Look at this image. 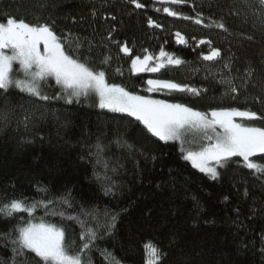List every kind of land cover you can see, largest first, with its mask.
Instances as JSON below:
<instances>
[{
  "label": "trees",
  "instance_id": "1",
  "mask_svg": "<svg viewBox=\"0 0 264 264\" xmlns=\"http://www.w3.org/2000/svg\"><path fill=\"white\" fill-rule=\"evenodd\" d=\"M141 2L146 5L144 9H135L128 0H0V20L6 12L29 21L34 16L51 17L58 32L78 34L86 38L85 45L90 40L95 45L94 66L105 68L110 83L134 93L188 103L201 111L230 106L264 110V103L254 100L260 97L264 101V27L244 0H188L183 5H170L185 15L202 13L204 25L156 11L164 6L157 0ZM248 4L259 9L258 0H248ZM149 18L161 27H150ZM213 20H222L229 31L205 26ZM110 30L114 39L128 43L132 56L103 39ZM176 31L188 39L187 45L177 43ZM241 33L254 39H244ZM200 39H211L224 57L234 54L233 74L236 69L243 74L251 64L256 86L249 84L248 91H241L235 100L223 95L225 86L211 77L204 78L202 65L215 71L218 62L200 59L209 48L198 45ZM145 49L154 58L164 49L187 65L133 74L131 59L145 55ZM105 56L112 58L109 65L100 63ZM224 72L228 75L227 70ZM149 78L175 80L208 91L201 97L149 94L145 91ZM46 92L51 96L57 89ZM95 98L67 105L62 100L36 101L15 89L0 93V110L5 106L13 109L7 123L0 121V201L12 197L41 199L44 194L36 190L39 184L53 196L70 191L74 203L69 211L96 205L101 212H118L112 234H105L97 245L124 264H146L144 245L149 241L167 254L163 264H264V174L257 176L241 163H230L219 169V179L212 180L183 159L178 142L159 141L133 117L100 109ZM25 115L30 118L27 130ZM248 123L264 126L260 121ZM98 140L104 146L99 163L90 155L96 151ZM105 173L118 188L115 196L105 195ZM34 215V222L44 218L65 227L66 238L79 244L80 228L74 222L46 216L42 208ZM19 217L28 219L26 213L7 219L0 216V233L11 231ZM6 243L0 238V257L4 260L11 255ZM92 257L94 264H107L98 251H93Z\"/></svg>",
  "mask_w": 264,
  "mask_h": 264
},
{
  "label": "snow or ice",
  "instance_id": "2",
  "mask_svg": "<svg viewBox=\"0 0 264 264\" xmlns=\"http://www.w3.org/2000/svg\"><path fill=\"white\" fill-rule=\"evenodd\" d=\"M157 2L164 5L155 9L158 12L163 11L170 17L204 25L202 13L197 12L195 16H189L170 7L186 4L188 0ZM128 3L134 5L135 9L146 7L141 0H128ZM244 3L264 27V0H258L259 9L248 4V0H244ZM46 6V3L41 5L42 8ZM111 19L115 20L116 17L112 16ZM148 25L154 28L161 27L151 18L148 19ZM205 26L215 27L224 32L229 31L222 20H213ZM255 26L254 23L253 27ZM112 31L110 30L103 39L116 44L124 55L132 56V48L126 41L114 39ZM174 35L177 43L182 45L189 43L179 31ZM239 35L247 40L254 39L251 35L245 36L243 33ZM85 39L71 31L58 32L55 20L51 17L44 19L34 16L33 20L29 21L6 12L0 20V93L8 94L10 89H15L36 101L62 100L67 105L79 104L82 99L87 101L90 96H95L100 109L133 117L143 125L147 133L166 144L178 142L183 159L212 180L219 179V169L226 168L230 163H241L257 176L264 174V162H259L264 161V126L248 123L260 121L264 125V110L257 112L250 108L230 106L201 111L189 106L188 103L170 102L166 99L153 98L151 95L134 93L120 84L110 83L105 68L94 66L92 49L95 45L90 40L85 45ZM212 44L211 39L198 41V45L209 46L207 54L202 52L200 59L205 62H218L215 71L212 66L202 65L205 79L211 77L216 83L225 86L223 95L233 100L241 91L247 92L249 84L256 86L252 81L255 69L251 64L243 74H239V69L233 74L234 54L230 53L224 57L221 49ZM144 52L145 55H135L131 59L130 71L133 74L158 73L168 66L179 68L181 65H187L185 60L164 49H161L155 58L147 49ZM111 59L110 56H105L100 63L109 65ZM14 66H18L15 73ZM193 70L199 71L200 68ZM224 70H227L228 75H225ZM116 71L120 72V69L117 68ZM146 84L145 91L149 94L180 93L201 97L208 91L207 88L170 79L149 78ZM52 88L57 89V92L50 96L46 89ZM254 100L264 103L260 97H255ZM12 111L13 109L8 106L0 110V121L7 123ZM29 122V116L25 115L23 124L26 130ZM94 147L96 151L90 155L95 156L99 163L104 146L98 140ZM233 158L240 160L234 161ZM97 178L101 179L99 176ZM103 180L105 195L115 196L118 191L115 183L110 182L106 173ZM36 190L44 194L41 199L28 201L24 197H12L0 201V216L6 219L14 217L17 213H26L28 216L27 220L19 217L18 223L8 233H0V238L7 242L5 247L10 245L11 252L7 260L0 257V264H94L93 251L100 252L107 264H124L107 249H100L97 245V240L102 239L105 234H112L119 216L118 212L109 209L101 212L96 205L89 207L81 205L78 210L72 212L69 209L73 208L74 201L70 191L53 196L49 194L46 186L39 184ZM37 208L44 209L46 216H59L62 220L77 224L80 228L79 244L66 238V229L61 225L50 223L44 218L34 222ZM144 249L146 264H163L167 254L160 247L149 241L144 245ZM261 251L264 252V249Z\"/></svg>",
  "mask_w": 264,
  "mask_h": 264
},
{
  "label": "rangeland",
  "instance_id": "3",
  "mask_svg": "<svg viewBox=\"0 0 264 264\" xmlns=\"http://www.w3.org/2000/svg\"><path fill=\"white\" fill-rule=\"evenodd\" d=\"M16 71H18V66H14V73L16 72ZM137 94H140V93H137ZM140 95H143V94H140ZM91 97H93V98H95L94 96H91ZM153 98H157V97H154V96H152ZM96 99V98H95ZM157 99H160V98H157Z\"/></svg>",
  "mask_w": 264,
  "mask_h": 264
}]
</instances>
